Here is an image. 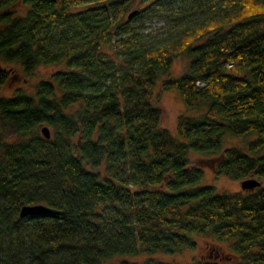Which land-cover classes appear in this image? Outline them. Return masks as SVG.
Instances as JSON below:
<instances>
[{
	"label": "trees",
	"instance_id": "trees-1",
	"mask_svg": "<svg viewBox=\"0 0 264 264\" xmlns=\"http://www.w3.org/2000/svg\"><path fill=\"white\" fill-rule=\"evenodd\" d=\"M154 5L173 15L161 42L137 20ZM181 54L187 70L164 77ZM59 62L0 95V127L16 129L0 135V264H264V0H0V85ZM158 85L197 112L176 135ZM192 153L260 184L218 191ZM35 203L52 211L21 216ZM206 235L227 252L162 256Z\"/></svg>",
	"mask_w": 264,
	"mask_h": 264
},
{
	"label": "rangeland",
	"instance_id": "rangeland-1",
	"mask_svg": "<svg viewBox=\"0 0 264 264\" xmlns=\"http://www.w3.org/2000/svg\"><path fill=\"white\" fill-rule=\"evenodd\" d=\"M157 13L146 14L139 17L138 24L142 26L145 37L152 41H165L170 33V27L172 26L173 15L169 14L168 9L162 8L154 5ZM17 7V6H16ZM15 7V8H16ZM24 7L20 6L16 8V11H22ZM5 63V62H4ZM189 63V57L186 54H181L177 56L170 68L168 76L180 75L187 70ZM10 66L9 64H7ZM65 67V63H49L40 64L33 73L26 74L19 70L18 74L12 75L8 81L0 85V95H12L17 88H23L27 92H33L36 83L42 78L50 77L56 70ZM156 103L162 108V124L169 128L175 135L177 133V119L180 114L195 115L196 110L190 109L186 106L180 93L175 88L172 89H162L159 85L156 87ZM15 127L10 125H3L0 127V135L6 136L7 138L15 137ZM2 132V134H1ZM249 139V136H236L227 134L225 136L226 144H242ZM192 160L198 165H202L205 168V176L203 181L205 183L213 184L217 187L218 191L228 190L236 191L242 190L240 180L228 177V176H216L214 175V169L211 160L204 158L201 154L192 153ZM217 241L211 235L203 236L199 239L198 248L195 250L186 248L180 252L173 254H164V258L169 260H177L180 262H189L198 257L212 256V252L209 250L210 246H216L222 254H225L229 249L228 243L225 242H215ZM216 243V244H215ZM161 255V253H158ZM143 253L135 256H130L131 258L143 259ZM121 256H115L107 260L111 264L116 263Z\"/></svg>",
	"mask_w": 264,
	"mask_h": 264
},
{
	"label": "water",
	"instance_id": "water-1",
	"mask_svg": "<svg viewBox=\"0 0 264 264\" xmlns=\"http://www.w3.org/2000/svg\"><path fill=\"white\" fill-rule=\"evenodd\" d=\"M133 13L134 11H132L130 15H132ZM41 130L47 138L51 137V131H50L49 126L43 125ZM259 184H260V181L254 177L246 178L242 180L241 182V186L244 189H253ZM51 211H52L51 208L47 206L46 204H42V203L24 204L21 207L20 214L21 216H26L29 214H32V215L49 214Z\"/></svg>",
	"mask_w": 264,
	"mask_h": 264
}]
</instances>
